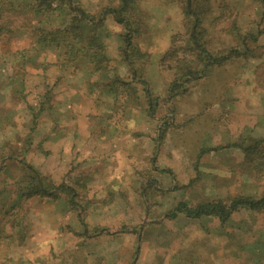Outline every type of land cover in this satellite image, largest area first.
Returning <instances> with one entry per match:
<instances>
[{"label":"rangeland","instance_id":"rangeland-1","mask_svg":"<svg viewBox=\"0 0 264 264\" xmlns=\"http://www.w3.org/2000/svg\"><path fill=\"white\" fill-rule=\"evenodd\" d=\"M24 1L0 11V264H264L263 216L177 209L264 195V0H71L50 49L56 10Z\"/></svg>","mask_w":264,"mask_h":264},{"label":"trees","instance_id":"trees-1","mask_svg":"<svg viewBox=\"0 0 264 264\" xmlns=\"http://www.w3.org/2000/svg\"><path fill=\"white\" fill-rule=\"evenodd\" d=\"M62 5H65L64 8L61 6L60 8H55L56 6L51 5L48 0H39L34 1L31 4L29 3L27 5V2L24 1V5L16 4L13 2L8 3V9L9 11H13L14 13L24 11L25 9H29L30 12H32L35 15L43 14L40 12L41 8L46 9L47 11L54 12L56 10L57 14L55 18H58V20H52L50 13L45 15V18L43 21L39 23H43L45 28H39L40 33H45L47 37H49L47 43V47L50 49V46H57L61 44V39L65 38V44L69 42L70 39L74 40L76 39L79 32H74V30H77V26L75 24V19L69 17L66 14V11L70 12V15L72 12H74L71 7L72 2L71 0H59ZM179 2H182L183 4L186 3L187 7L190 8L191 3H193V0H178ZM6 3V0H0V11L2 9H5L4 4ZM80 13H83L82 18H86V20L92 22V19L89 15L85 14L84 11L79 10ZM114 12V11H113ZM122 10L120 7L116 9V11L113 13L114 15H118L116 18L118 22H123L130 26L132 22L130 20L120 18ZM44 17V16H42ZM42 20V19H41ZM52 20V21H51ZM54 23V26H53ZM39 25V27L41 26ZM49 27L51 29L49 30ZM47 28V29H46ZM42 30V32H41ZM65 34V35H64ZM64 35V36H62ZM132 40L131 37H128L126 39V42H130ZM197 44V43H195ZM179 212H183L184 214H187V216H193L196 218L201 217H213L217 218L221 223L224 221H228L231 219L232 215L235 212H245L247 214H257L258 216L264 217V195L260 197H253V196H240L235 199L234 202H232L230 205L228 203L224 202H213V203H207V204H199L192 207H189L187 205L179 206L177 208ZM184 209V210H182ZM174 216H178V214H174Z\"/></svg>","mask_w":264,"mask_h":264}]
</instances>
